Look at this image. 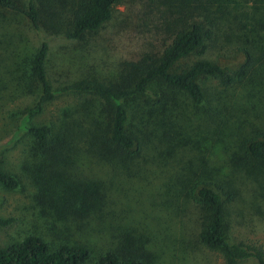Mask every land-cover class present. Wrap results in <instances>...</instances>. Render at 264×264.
I'll use <instances>...</instances> for the list:
<instances>
[{
  "label": "rangeland",
  "instance_id": "1",
  "mask_svg": "<svg viewBox=\"0 0 264 264\" xmlns=\"http://www.w3.org/2000/svg\"><path fill=\"white\" fill-rule=\"evenodd\" d=\"M11 1L25 8L28 0ZM85 1L33 0L39 11L36 28L23 15L0 8V163L18 182L13 190L0 186V219L10 220L0 226V247L37 236L51 247L83 245L90 252L84 264H95L121 242L139 239L151 253L149 264H228L221 252L197 243L191 203L173 195L174 183L199 166L197 149L205 147L200 168H207L220 193L229 185L238 193L228 204L230 243L259 251L264 260V182L245 176L239 167L243 138L264 134L263 62H254L229 88L205 80L209 104L198 108L181 94L149 87L127 107L130 130L138 139L147 137L145 146L120 163L105 160L96 140H104V101L93 94L58 93L29 118L28 126L49 129L45 153L35 149L26 131L18 130L41 93L31 60L42 42L47 47L46 78L58 92L76 84L115 82L124 64L157 57L180 19L196 16L185 15L184 9L194 0H122L99 31L65 37ZM220 1L249 32L254 20L263 17L252 0ZM250 34L247 39L235 29L223 30L205 57L235 66L234 49L264 41ZM252 206L258 215L250 217ZM233 264L258 263L248 257Z\"/></svg>",
  "mask_w": 264,
  "mask_h": 264
},
{
  "label": "trees",
  "instance_id": "2",
  "mask_svg": "<svg viewBox=\"0 0 264 264\" xmlns=\"http://www.w3.org/2000/svg\"><path fill=\"white\" fill-rule=\"evenodd\" d=\"M121 1L86 0L74 13L65 37L78 39L99 31L111 19L113 7ZM252 2L257 5L256 10L263 9V17L254 20L250 32L253 31L264 40L263 0ZM0 8L23 15L34 28L38 25L39 11L33 0H28L25 8L18 7L11 0H0ZM184 9L187 10L185 15L194 12L196 16L188 20L180 19L177 30L169 35L168 43L161 48L157 57H146L135 63L124 64L122 73L115 82L76 84L58 92L52 91L44 70L47 47L42 42L31 60L32 75L39 83L41 93L36 104L22 116L18 130L26 131L32 137L35 149L41 154L45 153L49 129L45 125L28 126L29 118L38 114L42 105L51 101L58 93L73 91L93 94L104 101V140H96L104 150L105 160L120 163L135 157L145 146L147 137L138 139L130 130L127 107L138 101L149 87L155 86L161 92L168 90L181 94L198 108L204 103L209 104L202 84L205 80L214 81L218 87L229 88L251 71L254 62L264 63V41L260 44L256 40L250 42L251 48L239 47L232 51L235 59L239 60L238 65L226 66L219 58L214 61L205 57L218 43V38L225 29H235L247 39L252 35L240 23L238 16L220 0H194L192 6ZM190 57L195 59L184 67L179 66L181 61ZM157 98L161 102L162 93ZM239 148L243 155L239 167L246 172L244 175L253 176L254 179L261 178L264 182V134L243 138ZM197 150L199 166L193 169L190 167L182 173L173 186L174 197L191 203L195 215L194 239L209 250L221 252L228 264L248 257L255 258L258 264H264L261 252L230 243L226 225L228 204L236 199L238 193L233 185H229L230 188L225 192L218 191L221 186L213 180L211 173L206 167L200 168L203 166L206 148ZM0 186L6 190H13L18 186L16 178L2 170L1 163ZM253 207H250L247 216L258 215ZM9 222L10 220L0 219V226H6ZM89 258L90 252L83 245L60 244L51 247L37 236H27L19 242L0 247V264H84ZM151 258V253L141 240L127 239L125 243L121 242L98 257L95 264H149Z\"/></svg>",
  "mask_w": 264,
  "mask_h": 264
}]
</instances>
